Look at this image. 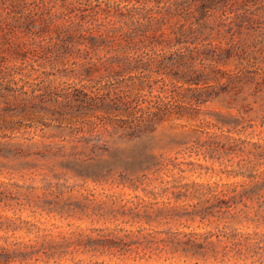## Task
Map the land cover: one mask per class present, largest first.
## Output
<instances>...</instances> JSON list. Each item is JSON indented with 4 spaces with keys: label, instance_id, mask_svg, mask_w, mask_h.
Listing matches in <instances>:
<instances>
[{
    "label": "rangeland",
    "instance_id": "obj_1",
    "mask_svg": "<svg viewBox=\"0 0 264 264\" xmlns=\"http://www.w3.org/2000/svg\"><path fill=\"white\" fill-rule=\"evenodd\" d=\"M59 47L55 36L23 44L17 58L0 51V242L32 236L23 220L56 234L78 225L158 230V239L162 230L264 234V195L230 212L207 199L224 186L241 191V173L264 171V66L259 81L222 78L219 94L199 103L190 100L192 85L174 78L191 60L166 49L180 66L156 75L154 93L166 88L184 115L131 138L105 126L107 117L96 124L76 115L68 92L83 88L75 72L87 53L59 55ZM221 67L237 71L234 59ZM198 205L204 213H190ZM150 255L139 260H178L159 248Z\"/></svg>",
    "mask_w": 264,
    "mask_h": 264
},
{
    "label": "trees",
    "instance_id": "obj_2",
    "mask_svg": "<svg viewBox=\"0 0 264 264\" xmlns=\"http://www.w3.org/2000/svg\"><path fill=\"white\" fill-rule=\"evenodd\" d=\"M55 36L59 55L73 54L74 49L87 53V61L75 72L83 88L68 92L76 115L92 123L107 117L105 126L137 138L167 118L184 115L165 87L160 95L154 93L156 75L169 76L171 66H180L177 57L168 61L166 49H183L178 58L191 60L174 77L192 85L190 100L213 99L222 78L229 83L259 81L264 0H0L1 53L13 56L23 44H43ZM157 47L162 53L149 55ZM232 59L237 71L226 72L221 65ZM197 60L201 67L193 62ZM241 174V191L237 185L224 186L208 192L212 195L207 199L214 198L215 205L230 212L264 195V171ZM190 213L203 214L204 208ZM23 222L33 235L0 242V264H158L139 260L158 254V248L178 258L164 264H264V234L259 232L162 230L165 236L158 239V230L146 228L78 225L56 234L52 228Z\"/></svg>",
    "mask_w": 264,
    "mask_h": 264
}]
</instances>
